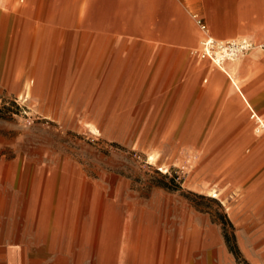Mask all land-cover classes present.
<instances>
[{
    "label": "rangeland",
    "instance_id": "obj_1",
    "mask_svg": "<svg viewBox=\"0 0 264 264\" xmlns=\"http://www.w3.org/2000/svg\"><path fill=\"white\" fill-rule=\"evenodd\" d=\"M37 1L72 17L0 0V264H264V119L203 82L192 20L252 39L264 0H122L152 50L93 44L76 0Z\"/></svg>",
    "mask_w": 264,
    "mask_h": 264
},
{
    "label": "crops",
    "instance_id": "obj_2",
    "mask_svg": "<svg viewBox=\"0 0 264 264\" xmlns=\"http://www.w3.org/2000/svg\"><path fill=\"white\" fill-rule=\"evenodd\" d=\"M34 8L37 10V15L40 16V19H43L44 23L47 22L45 20L50 19L51 22H59L63 26H67L69 24V20L71 19L70 12L72 11V5L65 4L66 8H64V14L60 15L55 13L54 8L50 11V7L47 8V5L43 2H38L37 0H33ZM64 3H66L64 1ZM260 7V6H258ZM76 9H80L82 11V15L84 20H88L87 24L91 28L90 38L91 42L94 44L99 40V44L104 45L105 48L112 47L123 48L124 50H129L139 47H146L148 50H152V34L142 29L141 34L139 33V29L142 24V17L134 16V10L132 8L130 1H122V0H87L84 2L82 6V0H76ZM33 10V9H32ZM33 12L31 10H22L21 15L22 18H27ZM252 14V13H251ZM0 20H3L4 23L0 26V41L5 40V37L10 34L11 27L10 23H7V14L0 12ZM194 24L197 26V43L204 37V32L199 29L196 24V20L192 17ZM207 23V22H206ZM42 28V27H40ZM50 29V27L48 26ZM211 34L217 38L218 40H238L241 38H247L255 46H259L264 44V19L257 23L249 24L245 27L246 31L252 32V39L248 36L239 35L241 34L239 31L237 38H222L218 37L214 31L209 27ZM132 46V47H131ZM128 48V49H127ZM259 48H255L249 52H247L242 58L234 63H229L228 68H235L237 71V75L241 76L243 80V90L253 104L255 109L261 114L264 119V112H261L257 107L254 101L252 100V95L254 90L261 91L263 87L264 81V53L258 54ZM75 56L76 52H80L78 48L74 49ZM211 63H205L199 57V61L196 65V69L200 71V76H202V80L205 83L209 82L210 89H215L214 91L217 93L218 91L214 84L220 83L223 84L226 90H228L227 96L222 95V100L229 105H235L236 103L241 106L244 110L245 114L251 116L250 110L245 106V99L232 87L229 86V82L225 76L219 74V72L211 71ZM260 70V74H257L256 71ZM232 79L230 76H228ZM224 78L227 80L228 85L226 86L224 83ZM222 93V92H221ZM240 114V113H239ZM252 118V116H251ZM239 125L244 124V118L238 117ZM255 123V120L253 121ZM264 149V145H262ZM225 171V170H224ZM212 190H215L213 187ZM217 191V190H216ZM218 238L219 236H215ZM261 240L264 242V232L261 234ZM177 259L180 258L177 256ZM199 264H202L199 263Z\"/></svg>",
    "mask_w": 264,
    "mask_h": 264
},
{
    "label": "built area",
    "instance_id": "obj_3",
    "mask_svg": "<svg viewBox=\"0 0 264 264\" xmlns=\"http://www.w3.org/2000/svg\"><path fill=\"white\" fill-rule=\"evenodd\" d=\"M197 23L204 32V38L200 45L201 50L198 52L203 59L208 57L217 64L235 60L252 46L247 40L221 42L211 34L202 18H198Z\"/></svg>",
    "mask_w": 264,
    "mask_h": 264
},
{
    "label": "bare ground",
    "instance_id": "obj_4",
    "mask_svg": "<svg viewBox=\"0 0 264 264\" xmlns=\"http://www.w3.org/2000/svg\"><path fill=\"white\" fill-rule=\"evenodd\" d=\"M200 29V28H199ZM204 38V37H203ZM203 38L199 41V43H200V45H201V43H202V41H203ZM240 40H247L249 43H251V47L242 55V56H240L239 58H237V59H235V60H228V61H225V62H223V63H219V64H217V63H215L212 59H210V58H202V56L198 53V55H199V57H200V59H202L203 61H207V62H210V63H212L214 66H216V67H218V68H220V69H222L223 71H225L226 73H227V63H234V62H236V61H238L240 58H242L247 52H249V51H251V50H253V49H255V48H259V49H262V47L264 46V44H262V45H259V46H255L254 44H253V42H251L249 39H247V38H241V39H238V40H219V41H221V42H224V41H240ZM231 78L232 79H230L231 81H232V83L234 84L233 86H234V88L236 89V91L245 99V102L248 104V106L250 107V109L254 112L253 114H255L256 116H257V119H259L260 117H259V114H258V111H256L255 110V108L252 106V104L249 102V100L247 99V97H246V95H245V93H244V91L242 90V88H241V85H240V83L239 82H237L236 81V79H235V75L234 74H231ZM231 83V82H230ZM246 106V105H245ZM258 122V121H257ZM263 125H264V123H263ZM262 124L259 126V127H263L264 128V126H263ZM91 128H93V126H91ZM210 192H212L213 193V195L214 196H217L218 195V193H217V191H216V189L215 190H211Z\"/></svg>",
    "mask_w": 264,
    "mask_h": 264
}]
</instances>
